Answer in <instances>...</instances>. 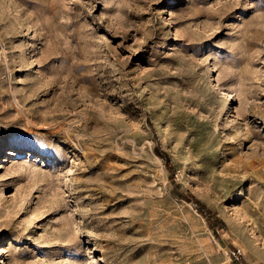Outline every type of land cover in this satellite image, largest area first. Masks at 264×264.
I'll use <instances>...</instances> for the list:
<instances>
[{
	"label": "rangeland",
	"instance_id": "1",
	"mask_svg": "<svg viewBox=\"0 0 264 264\" xmlns=\"http://www.w3.org/2000/svg\"><path fill=\"white\" fill-rule=\"evenodd\" d=\"M0 264H264V0H0Z\"/></svg>",
	"mask_w": 264,
	"mask_h": 264
},
{
	"label": "bare ground",
	"instance_id": "2",
	"mask_svg": "<svg viewBox=\"0 0 264 264\" xmlns=\"http://www.w3.org/2000/svg\"><path fill=\"white\" fill-rule=\"evenodd\" d=\"M210 72H211V71H210ZM229 95H230V94H229ZM229 95H228V96H229ZM222 96H225V95H222ZM230 96H231V95H230ZM227 99H228V98H227ZM227 101H228V100H227ZM112 111H113V113H115V115H117L118 117H121V116L123 115L122 110L116 108L115 106H112ZM24 152H26L27 155H29V151H24ZM11 156H14V153H11ZM242 196H243V193L240 192V194H239L236 198L238 199V198H241ZM249 225H251V224L249 223ZM252 232L255 233V230L252 229ZM262 239H263V238H262Z\"/></svg>",
	"mask_w": 264,
	"mask_h": 264
}]
</instances>
